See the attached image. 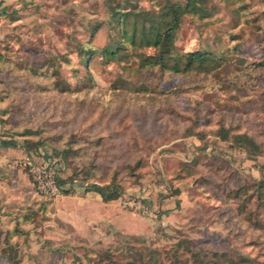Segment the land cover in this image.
Wrapping results in <instances>:
<instances>
[{
  "label": "rangeland",
  "instance_id": "374dc122",
  "mask_svg": "<svg viewBox=\"0 0 264 264\" xmlns=\"http://www.w3.org/2000/svg\"><path fill=\"white\" fill-rule=\"evenodd\" d=\"M164 1L0 0V137L60 156L70 189L31 182L26 205L0 209V264H141L145 248L162 264H264V0L182 16L174 50L216 57L208 72L147 64L140 31L115 60L79 52L116 38L108 6ZM92 185L119 193L97 216Z\"/></svg>",
  "mask_w": 264,
  "mask_h": 264
},
{
  "label": "trees",
  "instance_id": "16d2710c",
  "mask_svg": "<svg viewBox=\"0 0 264 264\" xmlns=\"http://www.w3.org/2000/svg\"><path fill=\"white\" fill-rule=\"evenodd\" d=\"M108 20L112 23V28L117 30L116 38L111 35L107 44L101 47L79 43V52L86 54L83 58H90L93 54H98L105 62L115 60L121 49L126 47V43L133 42L136 34L141 35L145 45L154 47V54L147 60V64L160 66L162 70L172 71L174 73H185L193 69L197 71L208 72L218 66L216 57L209 53L200 51L177 52L174 50L173 28L177 27L186 13L204 18L210 16L212 7L206 4V0H165L154 15L149 12H133L126 9H120L118 5L108 6ZM140 20V29L137 26ZM146 22V23H145ZM99 24L93 25L90 36L96 31ZM89 43V41H88ZM88 68V67H87ZM233 141L243 144L251 143L252 140L246 134H237ZM3 144L8 145L10 142L3 140ZM62 163L58 155H54ZM63 165V163H62ZM63 170V169H62ZM58 173L60 184H65L66 178L61 176L63 171ZM89 190L98 193L103 201H108L118 197L119 193L114 190L106 189L103 186H91ZM113 188V187H112ZM70 189H63V192H69ZM139 252V251H138ZM146 258L140 257L141 264H162L160 262V252L156 249L145 248ZM141 256V255H140ZM178 257V256H176ZM206 259L204 260V263ZM126 264H131L127 263ZM181 264V263H179Z\"/></svg>",
  "mask_w": 264,
  "mask_h": 264
},
{
  "label": "crops",
  "instance_id": "0c3cea01",
  "mask_svg": "<svg viewBox=\"0 0 264 264\" xmlns=\"http://www.w3.org/2000/svg\"><path fill=\"white\" fill-rule=\"evenodd\" d=\"M3 140L10 142V144L8 145L3 144L2 143ZM27 156H30L33 159L35 158V154L33 153L28 154V151L24 146L21 147L10 139H4L0 137V209L1 210L6 209V212H12V208L9 209V207L12 204L18 206L26 205V203L24 202V198L29 193L32 182L28 176L27 171L24 169V165H22L24 158ZM15 158H17L16 161L14 160ZM63 186H65V184H63ZM72 191L85 193L82 188L73 187V189H71V192ZM62 195L63 194L61 193L58 196H62ZM97 196L98 197L93 195L91 197L93 201L92 202L93 207L92 209H87V212L88 213L91 212L92 214H94V216H97L100 213L98 211V208H100L101 199L99 194H97ZM85 199L89 200L88 202H90L91 200L90 197L89 198L86 197ZM95 200L97 201L96 203H94ZM104 203H106V201H104ZM96 211L98 212V214ZM7 216L8 215H4V218Z\"/></svg>",
  "mask_w": 264,
  "mask_h": 264
},
{
  "label": "built area",
  "instance_id": "2783aa9c",
  "mask_svg": "<svg viewBox=\"0 0 264 264\" xmlns=\"http://www.w3.org/2000/svg\"><path fill=\"white\" fill-rule=\"evenodd\" d=\"M29 176L38 192L44 197H55L62 193L63 184L59 183L58 173L63 165L51 154L43 155L39 160L27 156L23 160Z\"/></svg>",
  "mask_w": 264,
  "mask_h": 264
}]
</instances>
